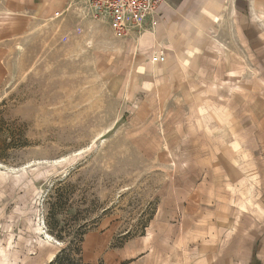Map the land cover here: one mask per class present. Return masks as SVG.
I'll return each mask as SVG.
<instances>
[{
	"label": "rangeland",
	"instance_id": "1",
	"mask_svg": "<svg viewBox=\"0 0 264 264\" xmlns=\"http://www.w3.org/2000/svg\"><path fill=\"white\" fill-rule=\"evenodd\" d=\"M84 4L38 19L0 73V264H45L72 233L88 264L150 243L165 264H264V12L167 0L117 39Z\"/></svg>",
	"mask_w": 264,
	"mask_h": 264
},
{
	"label": "crops",
	"instance_id": "2",
	"mask_svg": "<svg viewBox=\"0 0 264 264\" xmlns=\"http://www.w3.org/2000/svg\"><path fill=\"white\" fill-rule=\"evenodd\" d=\"M166 1L164 0L159 6L158 10L161 12ZM181 1V7L186 6V0ZM200 1L204 3V7L198 8V12L196 11L192 17L208 15L218 18V16L230 13L235 17L242 18L244 24V21L250 22L252 13L258 20H261V12H264V0ZM71 3L72 0H0V73L2 74L8 62V55L12 51V47L15 46V42L23 37L38 19L59 16ZM164 260V255L154 251L153 245L150 243L146 246L144 259L140 262L133 261L130 264H165Z\"/></svg>",
	"mask_w": 264,
	"mask_h": 264
},
{
	"label": "built area",
	"instance_id": "3",
	"mask_svg": "<svg viewBox=\"0 0 264 264\" xmlns=\"http://www.w3.org/2000/svg\"><path fill=\"white\" fill-rule=\"evenodd\" d=\"M164 0H85L87 11L104 18L115 38L137 36L147 27L156 26ZM165 55L158 52L153 62H162Z\"/></svg>",
	"mask_w": 264,
	"mask_h": 264
},
{
	"label": "trees",
	"instance_id": "4",
	"mask_svg": "<svg viewBox=\"0 0 264 264\" xmlns=\"http://www.w3.org/2000/svg\"><path fill=\"white\" fill-rule=\"evenodd\" d=\"M11 146V142L0 138V159L4 160L5 156L1 152ZM84 233H72L68 236V241H64V245L55 252V256L45 264H88L83 261L82 251V236ZM250 264H257L253 258Z\"/></svg>",
	"mask_w": 264,
	"mask_h": 264
}]
</instances>
